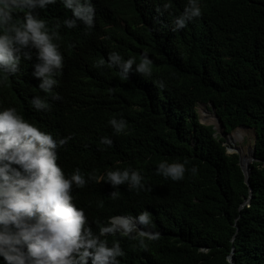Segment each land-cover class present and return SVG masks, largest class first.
I'll list each match as a JSON object with an SVG mask.
<instances>
[{
  "label": "trees",
  "instance_id": "16d2710c",
  "mask_svg": "<svg viewBox=\"0 0 264 264\" xmlns=\"http://www.w3.org/2000/svg\"><path fill=\"white\" fill-rule=\"evenodd\" d=\"M165 2L92 0L91 29L64 27L72 12L60 0L37 9L50 28L60 25L64 66L54 86L60 98L48 97V110L31 107L33 96L47 94L33 75L36 50L29 49L32 60H22L0 83V107H17L54 137L71 136L58 149L67 174L76 167L86 176L117 167L141 171L146 187L122 184L116 199L108 182L73 187L94 231L97 221L115 214L149 211L154 239L143 237L141 245L128 236L107 237L121 243L119 264H264V0H201L202 15L179 32L172 20L186 0H171L167 10ZM145 50L151 77L133 71L121 79L118 68L96 67L109 52L139 61ZM200 103L214 104L229 139L243 141V127L254 129L249 183L238 152L224 145L226 136L201 122ZM113 116L127 119L126 133L113 132ZM103 136L113 143L100 144ZM249 157L242 152L244 165ZM165 160L186 162L184 179L158 175Z\"/></svg>",
  "mask_w": 264,
  "mask_h": 264
},
{
  "label": "clouds",
  "instance_id": "9594fccd",
  "mask_svg": "<svg viewBox=\"0 0 264 264\" xmlns=\"http://www.w3.org/2000/svg\"><path fill=\"white\" fill-rule=\"evenodd\" d=\"M60 2L72 12L64 19V27L76 28L79 23L88 29L95 27L92 0ZM55 3L57 0H0V76H4L0 83L19 70L22 60L31 61L29 49H35L33 75L41 81L39 89L47 94L31 98L30 105L37 111L50 108L48 97L60 98L54 92L56 77L64 66L60 25L50 28L37 11ZM170 7L171 0H166L163 8ZM201 15V0H186L183 12L172 20V31L183 30ZM152 64L147 50L139 61L112 51L107 61L100 59L96 67L118 68L120 78L127 79L133 71L151 77ZM158 83L163 86L162 81ZM108 124L117 135L129 127L123 116H113ZM71 138L54 137L15 106L0 107V258L4 264H119L124 250L119 240L110 243L109 235L139 239L141 245L143 237L154 239L157 235L147 210L138 216L115 214L104 224L97 221L98 231L93 230L84 208L74 202L73 187L83 188L89 180L108 182L116 189L111 193L116 199L122 184L129 190L144 189V177L139 169L119 167L106 170L104 176H86L79 167L67 174L58 163V149ZM112 143L109 136L100 139V144ZM186 171V162L179 160L161 161L156 166L158 175L173 181L184 179ZM191 173L195 175L197 168L192 167Z\"/></svg>",
  "mask_w": 264,
  "mask_h": 264
},
{
  "label": "rangeland",
  "instance_id": "374dc122",
  "mask_svg": "<svg viewBox=\"0 0 264 264\" xmlns=\"http://www.w3.org/2000/svg\"><path fill=\"white\" fill-rule=\"evenodd\" d=\"M197 109H198V111L200 113V120H201L202 123L215 124L216 127H219V125H217L218 118H217V116L215 114L216 113V109H213L212 103H209V104L200 103L198 105ZM210 115L215 117V118L213 120L207 119V117H209ZM237 129H235V130H237ZM243 130L245 132V136H244L243 141L238 142L236 144V145H238V147L234 146V143H233L234 139H232V138L229 139L228 135H226V139H225L226 141H225L224 145L227 146V151L234 152V151H232V148H231V144L233 143V146H234L233 148H236V152L237 151H241V154H242V152H244L245 155L251 157V151L254 148V142H255V131H254V129L248 128V127H243Z\"/></svg>",
  "mask_w": 264,
  "mask_h": 264
},
{
  "label": "water",
  "instance_id": "95a60500",
  "mask_svg": "<svg viewBox=\"0 0 264 264\" xmlns=\"http://www.w3.org/2000/svg\"><path fill=\"white\" fill-rule=\"evenodd\" d=\"M212 107H213V109H216V107L214 106L213 103H212ZM215 114H216V116L218 118L217 125H219V127H216L215 124H212V125H214V128L216 129L217 132H219L221 134V136H226L225 135V132H224V125L222 123V120L217 115V113H215ZM231 135H232V133L228 134V136H231ZM237 152H238V154L240 156V165H241L242 169L244 170L246 182L249 183V175H250V170H251V163L255 159V146H254L253 150L251 151V157L248 158V160H247V162H246L245 165L242 163V154H241V151H237ZM229 153H231V152H229Z\"/></svg>",
  "mask_w": 264,
  "mask_h": 264
},
{
  "label": "bare ground",
  "instance_id": "6f19581e",
  "mask_svg": "<svg viewBox=\"0 0 264 264\" xmlns=\"http://www.w3.org/2000/svg\"><path fill=\"white\" fill-rule=\"evenodd\" d=\"M215 117H213V116H209V117H207V119H210V120H213ZM209 121V120H208ZM215 121V120H214ZM238 142H241L240 140H237V139H234V141H233V143H234V146H237L238 147V145H236ZM232 143V142H231ZM233 143L231 144V148L232 149H236V148H233L234 146H233Z\"/></svg>",
  "mask_w": 264,
  "mask_h": 264
}]
</instances>
